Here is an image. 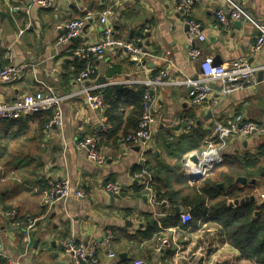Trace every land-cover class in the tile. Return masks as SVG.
Here are the masks:
<instances>
[{
	"label": "crops",
	"instance_id": "1",
	"mask_svg": "<svg viewBox=\"0 0 264 264\" xmlns=\"http://www.w3.org/2000/svg\"><path fill=\"white\" fill-rule=\"evenodd\" d=\"M28 4L29 0H0V68L9 64L32 66L20 81L0 86V100L5 102L40 90L57 95L78 91L82 86L77 80L80 60L67 50L100 40L97 18L107 9L112 12L109 24L114 36L134 42L152 56L145 57L143 69L136 70L126 52L109 50L104 60L89 62L94 74L86 85L133 76L155 77L162 70L170 79L182 78L180 72L195 78L204 57H211L216 65L243 59L264 66V44L259 52L253 51L258 38H264V0H199L191 17L200 24L205 40L192 42L187 40L188 29L183 25L178 0H55L48 9L32 6L28 12L10 10L13 6L27 8ZM231 4L245 15L215 32L216 13L234 10ZM85 15L91 20L79 36L81 41L56 45L59 32L55 27ZM192 48L200 50L201 56L192 58ZM255 79L256 84L219 102V87L213 83L207 101L201 105L190 102L183 86L151 90L154 123L144 144H127L121 139L131 106L119 112L118 128L116 121L105 123L107 106L100 112L84 95L61 104V129H43L47 112L1 120L0 245L5 256L16 259L25 252L20 233L8 226L5 213L42 214L47 182L66 175L71 188L83 190L85 198L54 205L49 217L33 230L31 246L20 264H68L70 257L60 246L68 237L84 244L96 242L97 264H133L137 259L145 264H253L235 245L219 221V213L210 214L217 204L228 200L229 210L246 205L252 208L251 221L264 224V134L232 137L223 150V164L196 182L185 177L183 162L204 148L214 122H224L227 115L242 116L264 130V70ZM189 121L190 131L185 133ZM86 138L96 140L98 150L106 156L104 165L90 163L76 149L75 143ZM143 167L153 176L148 190L133 180V174ZM106 183H118L120 194L106 192ZM154 186L176 192L177 203L157 204ZM252 196L253 202L234 204ZM181 201L192 206L181 205ZM184 213L192 218L188 224L182 222ZM151 222L157 225V232L151 231ZM107 230L112 233L113 258L102 245ZM161 240L167 245L160 246ZM0 260L7 264L6 259Z\"/></svg>",
	"mask_w": 264,
	"mask_h": 264
},
{
	"label": "built area",
	"instance_id": "2",
	"mask_svg": "<svg viewBox=\"0 0 264 264\" xmlns=\"http://www.w3.org/2000/svg\"><path fill=\"white\" fill-rule=\"evenodd\" d=\"M199 0H178V9L183 14V25L187 27V40L192 42L194 39L199 41L205 40L202 34L201 26L191 17L193 6ZM55 0H29L27 8L13 6L11 12L15 13L20 10L28 12L30 7L48 9L53 6ZM231 3V2H230ZM234 10L230 12L216 13L217 23L212 26L217 33L221 27H227L232 20H238L241 15H245L238 7L231 4ZM111 9L103 11L97 18V24L101 27L100 40L97 43L86 46L72 47L67 53L72 57L85 62V68L78 74L77 80L81 83V88L70 94L57 95L52 91L40 90L22 97L14 99L10 102L0 100V121L1 120H19L22 118H30L43 112L50 113V119L45 125L44 130L61 129L63 126V118L60 110L61 104L78 95H84L87 102L94 109L100 112L104 109L102 91L111 86H119L129 90H142V112L138 122L137 130L129 134L123 139L124 143H140L143 144L150 139V131L153 125V97L151 90L166 86H183L188 90V98L193 105H201L207 101L208 95L211 93V85H218L217 94L220 98L239 91L247 86L256 84V74L264 70V66H254L246 60L238 59L230 64L216 65L211 57H204L200 63V73L195 77L184 76L182 78H168L165 71H160L157 76H133L126 79L104 82L99 84H85L94 74V69L90 66L91 60L102 61L109 50H123L129 55V61L132 68L141 70L144 68L145 57H151L134 42H125L114 36L112 26L109 24ZM91 20L90 15L76 18L65 24L55 27L59 35L56 38V45L71 43L74 38L82 35L86 25ZM264 44V38L260 37L256 41L253 51L259 52ZM192 58L201 56L200 50L192 48L189 51ZM31 65L9 64L0 68V86L4 84H12L20 81L27 73ZM217 102V103H218ZM103 119L101 123H103ZM191 121L185 125V133L190 131ZM263 135L264 130L257 124L243 120L242 116L227 115L224 122H214L212 134L204 141V148L197 153V164H192L185 158L183 162V170L185 177L190 181L193 176L201 179L207 177L214 169L224 162L223 150L227 146L229 140L237 135L249 136L252 134ZM78 151L84 153L85 158L96 166H102L106 162V156L97 149V142L94 138H86L75 143ZM133 180L140 184L144 189H151L153 184V176L146 167L141 168L133 174ZM191 182V181H190ZM104 190L114 196L119 195L121 187L118 183H106ZM71 198H85V193L81 189L73 190L68 176L64 175L60 179H52L47 182V190L44 192L42 201L43 213L38 216H20L14 210L5 213L8 226L20 233L25 252L16 259L5 256L0 245V258L7 260V264H20L27 254L31 246V234L37 225L45 221L54 205H65ZM155 203H157L155 201ZM157 204H166L165 201ZM182 222L188 224L191 216L188 213L181 215ZM112 233L110 230L105 231L103 237V246L109 250L108 256L113 258L111 248ZM161 245H167L166 240H161ZM60 246L64 253L69 255L68 264H97V253L99 245L96 242L84 244L76 242L73 237H68L60 241ZM133 264H145L143 260L137 259Z\"/></svg>",
	"mask_w": 264,
	"mask_h": 264
},
{
	"label": "trees",
	"instance_id": "3",
	"mask_svg": "<svg viewBox=\"0 0 264 264\" xmlns=\"http://www.w3.org/2000/svg\"><path fill=\"white\" fill-rule=\"evenodd\" d=\"M77 68L78 73L81 72L85 68V62L80 61ZM102 97L104 107L107 106L106 112L103 109V113H105V123L110 124L112 121H116L118 128L120 125L119 119L121 117L119 112H121L124 107L131 106V111L125 119L121 139L123 140L129 134L134 133L137 130L142 112V90L133 92L132 90L123 87L114 86L102 91ZM46 114V120H44L41 125L43 129L50 119V113L47 112ZM165 188L169 187L167 186ZM153 190L156 199L159 202L165 201L166 203H177L176 199H174L176 197V192L170 188L169 191H162L159 187L154 186ZM227 202L228 200H224L217 204L218 208L215 211L213 210L214 213L210 214V217L217 216L219 213V216L222 218L219 219V221L225 225L229 235L234 238L233 241L239 250L246 255L251 263L264 264V224L259 221H251V207L243 205L240 208L231 211L226 206ZM190 203L188 201H181V205L184 206H192ZM198 203L199 201H196L197 208H201ZM151 231H158L157 225L153 222H151ZM0 264H3L1 263V260Z\"/></svg>",
	"mask_w": 264,
	"mask_h": 264
},
{
	"label": "water",
	"instance_id": "4",
	"mask_svg": "<svg viewBox=\"0 0 264 264\" xmlns=\"http://www.w3.org/2000/svg\"><path fill=\"white\" fill-rule=\"evenodd\" d=\"M81 38L80 37H77V38H74L73 41H79ZM81 41V40H80ZM141 46V44H139ZM188 162L192 163V164H197V152H193L191 154H189L188 158H186ZM201 178L200 177H196V176H193L190 178V181L191 182H196L198 180H200ZM255 200L254 196L252 197H249V198H245V199H241L240 201H234V204L237 205L238 203L240 204H243L247 201H250V202H253ZM176 212H178V210H176Z\"/></svg>",
	"mask_w": 264,
	"mask_h": 264
}]
</instances>
